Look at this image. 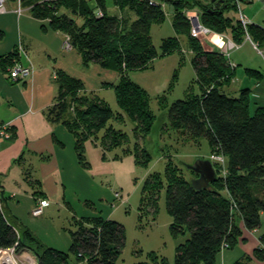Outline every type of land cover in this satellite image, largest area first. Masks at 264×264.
Listing matches in <instances>:
<instances>
[{"label": "trees", "instance_id": "16d2710c", "mask_svg": "<svg viewBox=\"0 0 264 264\" xmlns=\"http://www.w3.org/2000/svg\"><path fill=\"white\" fill-rule=\"evenodd\" d=\"M31 1L33 15L48 19L53 29L63 31L85 63L119 73L113 85L118 109L103 96L86 91L80 80L61 75L60 92L47 110L49 119L62 121L73 134L78 160L86 168L90 167L87 140L101 147L104 160L131 152L136 163L150 162L151 155L141 141L152 130L156 115L149 106L146 89L132 80L128 71L148 66L158 55L150 41V27L167 12H171L175 31L188 35L201 93L174 100L168 106L169 125L183 138L206 136L211 154L225 155L227 173L222 175L216 166V179L198 188L191 182V178L198 177L194 170L188 177L176 162L170 161L163 174L156 171L146 176L143 208L153 207L156 211L157 194L165 184L172 230L190 232L186 241L177 246L173 264H220L217 255L222 249L234 247L246 230L264 225V106L250 112V88L242 89L238 96L228 93L235 67L219 48L206 49L191 34L187 10H197L204 25L217 32H230L239 43L247 32L254 41L264 43V25L252 22L245 27L240 19L234 22L226 14L237 7L232 0L219 6L217 0H96V8L84 1ZM67 5L81 23L73 13L61 10ZM161 46L164 53L181 49L177 35L164 38ZM13 55L1 56L0 66L8 68ZM161 99L165 101V96ZM70 111L72 116L66 118ZM129 124L130 130L123 127ZM132 136L133 147L129 145ZM118 147L121 152L116 150ZM2 203L0 195V248L14 246L18 253L32 251L37 264H115L125 244L123 223L94 217L73 219L68 227L71 244L60 249L7 213ZM225 243L229 246L224 247ZM151 258L154 263L141 262L168 264L165 257L159 259L157 254ZM255 259L264 260V235L253 254L245 253L234 264H256Z\"/></svg>", "mask_w": 264, "mask_h": 264}, {"label": "crops", "instance_id": "0c3cea01", "mask_svg": "<svg viewBox=\"0 0 264 264\" xmlns=\"http://www.w3.org/2000/svg\"><path fill=\"white\" fill-rule=\"evenodd\" d=\"M73 1L97 6L96 0ZM33 4L31 0H6V10L0 12V57L12 53L13 62L33 66L32 74L19 80L10 77L7 67L0 66V121H11L14 132L11 139L0 142V195L8 199L14 216L42 240L67 249L71 244L68 227L54 223L45 213L58 203L71 212L74 210L70 223L73 219L97 217L84 209L77 197L73 204L67 188L83 197L91 196V201L96 199L93 193L97 191L84 187L90 181L86 172L89 168L78 160L73 134L62 121L49 119L47 110L60 92L61 75L76 78L86 91L101 95L106 86L114 88L119 73L96 63H85L74 47L64 45L67 36L63 31L53 29L48 19L33 15ZM69 8L67 5L61 10L72 14ZM76 19L82 22L80 17ZM71 111L70 115L66 113V118L72 116ZM86 149L89 153V146ZM114 191L113 203L116 202ZM40 198L48 199L49 204L42 214L35 215L32 209ZM262 235L264 225L246 230L234 247L218 253V262L234 264L245 253L253 254ZM20 254L37 259L32 251ZM254 262L264 264V260Z\"/></svg>", "mask_w": 264, "mask_h": 264}, {"label": "rangeland", "instance_id": "374dc122", "mask_svg": "<svg viewBox=\"0 0 264 264\" xmlns=\"http://www.w3.org/2000/svg\"><path fill=\"white\" fill-rule=\"evenodd\" d=\"M159 1L167 2V0ZM232 2L237 3V7L230 9L226 14L236 22L241 18L240 8L237 0ZM240 2L246 16L253 22L264 25V0H240ZM166 7L170 8V5L167 4ZM227 33L230 35V32ZM173 35L179 38L181 49L164 53L161 46L163 39ZM199 39L203 46L210 49L216 47L205 39ZM150 41L158 50V55L149 62L148 66L128 71L131 79L146 89L149 106L156 115L152 130L145 135L144 141H141V145H144L151 155L150 162L147 165L136 163L131 152L123 154L121 158L110 157L103 160L101 147L87 140L85 147L89 146V153L86 149V155L92 162V167L90 162L89 170H86L90 181L84 183V187L97 191L93 193L96 199L91 201L89 200L91 196L83 197L76 191L70 190V187L67 188V195L73 204L76 203L73 200L77 197L78 202L82 203V207L88 212L94 213L97 217H109L124 224L125 244L116 257L115 264L154 263L153 260L151 261L152 254H157L159 259L165 257L168 264L174 263L177 246L186 241L190 232L187 229L178 233L172 230L173 216L166 205L165 184L157 194L156 211L154 212L153 207L143 208L145 206L142 200L144 180L148 174L156 171L163 174L170 161L176 162L189 177L197 157L206 158L211 153V146L206 136L191 140L183 138L169 125L168 106L176 99L201 93V85L196 80L191 61L193 52L188 35L175 31L171 12H167L162 20L151 23ZM257 44L258 46H255L245 36L240 45L231 50L229 57L235 69L227 86L228 93L238 96L242 89L250 88L251 113L259 106H264V55L261 52H264V43L257 42ZM105 88L101 96L103 95L114 109H118L115 89L108 86ZM162 96H165V101H162ZM71 107L74 110L73 106ZM123 127L130 130V124ZM89 141L91 143H88ZM134 142L135 138L132 136L129 145L133 147ZM116 150L121 152L120 147ZM112 154L114 155V152ZM210 158L213 160V154H210ZM215 166L219 164L216 162ZM224 167L227 169L226 164ZM87 180L86 178L85 181ZM116 189L120 190L122 199H116L113 203L115 200L111 199V195ZM2 204L7 213L13 214L8 205V199L3 198ZM50 208L51 210H48L44 216L64 228L71 226L69 224L74 210L71 212L58 203ZM19 254L15 250L13 255L17 258L18 264H23L24 262L18 258Z\"/></svg>", "mask_w": 264, "mask_h": 264}, {"label": "built area", "instance_id": "2783aa9c", "mask_svg": "<svg viewBox=\"0 0 264 264\" xmlns=\"http://www.w3.org/2000/svg\"><path fill=\"white\" fill-rule=\"evenodd\" d=\"M5 1L6 0H0V12H3L6 10L5 6ZM238 1V5L240 8V20L244 24L245 27H247L248 24L252 23V19L246 16L242 10V5L240 0ZM187 16L189 17L191 21V34L207 40L210 44L216 46L219 48V50L229 59L231 50L237 48L240 43L236 42L228 33L225 32H217L210 27L204 25L201 22L200 19V14L197 10L194 9H189L187 10ZM212 34H216L219 36L222 40V44L218 43L217 41L213 40L211 37ZM247 38H249L255 46H258L255 41L252 40L250 34L247 32L246 33ZM64 45L66 47H70V43L68 41V37L65 40ZM262 54L264 55V52L261 51ZM232 66L235 67V65L230 62ZM10 77L13 78L14 80H19L22 78H25L26 76H29L33 72V66L32 65H26L23 64L17 60H14L12 65H9L8 67ZM12 122L11 121H0V142L7 141L11 139L13 130H12ZM213 161L219 164V171L222 175H225L227 173V169L224 167L226 164V158L224 154H214L213 155ZM114 197L116 199H122V195L120 190H115L114 191ZM49 204V200L46 198H40L37 202V204L34 206L32 209V213L35 215L42 214L44 211V208L46 205ZM229 244L225 243L224 247H228ZM0 250H8L12 255L14 254L15 247H7V248H0Z\"/></svg>", "mask_w": 264, "mask_h": 264}, {"label": "water", "instance_id": "95a60500", "mask_svg": "<svg viewBox=\"0 0 264 264\" xmlns=\"http://www.w3.org/2000/svg\"><path fill=\"white\" fill-rule=\"evenodd\" d=\"M215 1V0H213ZM225 0H217V6ZM192 170L199 173L197 178H191L192 185L195 187L208 186L210 182L216 179L217 171L214 161L210 157L198 156L196 162L192 165Z\"/></svg>", "mask_w": 264, "mask_h": 264}, {"label": "bare ground", "instance_id": "6f19581e", "mask_svg": "<svg viewBox=\"0 0 264 264\" xmlns=\"http://www.w3.org/2000/svg\"><path fill=\"white\" fill-rule=\"evenodd\" d=\"M213 40L222 44V40L216 34H212ZM18 258L22 260L25 264H36L37 259L29 254H19ZM0 264H18L17 258L12 255L8 250H0Z\"/></svg>", "mask_w": 264, "mask_h": 264}, {"label": "flooded vegetation", "instance_id": "af4514ba", "mask_svg": "<svg viewBox=\"0 0 264 264\" xmlns=\"http://www.w3.org/2000/svg\"><path fill=\"white\" fill-rule=\"evenodd\" d=\"M196 173V172H195ZM198 174V176H199V173H197Z\"/></svg>", "mask_w": 264, "mask_h": 264}]
</instances>
